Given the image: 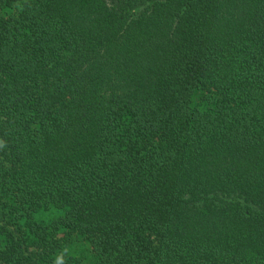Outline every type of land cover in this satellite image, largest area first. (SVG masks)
<instances>
[{"label": "trees", "instance_id": "trees-1", "mask_svg": "<svg viewBox=\"0 0 264 264\" xmlns=\"http://www.w3.org/2000/svg\"><path fill=\"white\" fill-rule=\"evenodd\" d=\"M0 264H264V0H0Z\"/></svg>", "mask_w": 264, "mask_h": 264}]
</instances>
